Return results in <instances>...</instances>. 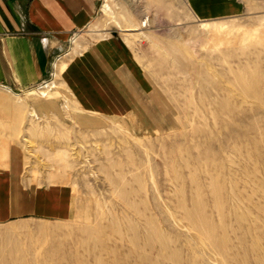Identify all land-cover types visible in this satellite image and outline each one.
I'll return each mask as SVG.
<instances>
[{
    "label": "rangeland",
    "instance_id": "obj_1",
    "mask_svg": "<svg viewBox=\"0 0 264 264\" xmlns=\"http://www.w3.org/2000/svg\"><path fill=\"white\" fill-rule=\"evenodd\" d=\"M240 1L207 19L187 0H101L51 59L48 96L42 83L0 85V166L15 158L24 182L74 192L69 219L1 224L0 264H264V0ZM201 20L231 26L205 32ZM112 35L154 93L139 120L85 127L63 73L81 46Z\"/></svg>",
    "mask_w": 264,
    "mask_h": 264
},
{
    "label": "crops",
    "instance_id": "obj_2",
    "mask_svg": "<svg viewBox=\"0 0 264 264\" xmlns=\"http://www.w3.org/2000/svg\"><path fill=\"white\" fill-rule=\"evenodd\" d=\"M100 1L0 0V85L25 92L46 81L51 59L76 44L79 33L93 22ZM187 2L197 16L207 19L243 9L240 0ZM81 47L63 73L79 121L92 127L102 118L139 120L154 87L133 47L121 35ZM8 164L0 166V225L26 217H71L74 192L69 184L26 183L18 161L13 158Z\"/></svg>",
    "mask_w": 264,
    "mask_h": 264
},
{
    "label": "bare ground",
    "instance_id": "obj_3",
    "mask_svg": "<svg viewBox=\"0 0 264 264\" xmlns=\"http://www.w3.org/2000/svg\"><path fill=\"white\" fill-rule=\"evenodd\" d=\"M111 7H110V4L109 2H106L104 4V10L108 11L110 10ZM201 24H202V31H205V32H214V31H223L225 29H228L229 26H231L230 24H227V23H222V24H219V25H214L212 26V24H210L211 22H214V20H201ZM142 25H147V22L145 20H142ZM139 26H137L136 24H132L130 27L126 28L125 30H139ZM140 31V30H139ZM135 36H139V37H142L143 36V33L140 31L139 33H137V35ZM129 43V42H128ZM67 62L64 61L63 59H61V62L60 64L58 63L59 67L62 66V65H65ZM55 67L57 68V63H55ZM63 69V66L62 68H60V70ZM252 84H255V83H252ZM252 84H248L247 87H251ZM58 86V84L55 82V80H49V81H44L37 89L40 91L41 95L43 96H48L49 93ZM255 87V86H254ZM5 98V97H4ZM7 98V97H6ZM1 101V100H0ZM6 101V100H5ZM10 101V100H9ZM31 115L34 116V117H39L36 113V111L34 109H31ZM47 115V114H46ZM53 115V114H52ZM125 119V118H124ZM126 126V125H125ZM69 219V218H68ZM63 221V219H62ZM48 228V227H47ZM52 228V227H51ZM53 229V228H52ZM225 237V236H224ZM252 237V236H250ZM262 237V236H261ZM260 239V238H259ZM215 241V240H214ZM252 242V241H251ZM214 243V242H213ZM216 244V243H214ZM219 244V243H218ZM263 244V243H262ZM221 245V244H220ZM219 245V246H220ZM259 245V244H258ZM215 246V245H214ZM226 246V245H224ZM248 246V245H247ZM216 247V246H215ZM251 247V246H250ZM217 248V247H216ZM215 248V249H216ZM253 251V250H252ZM225 252V251H224ZM223 252V253H224ZM237 252V251H236ZM242 252V251H241ZM261 252V251H260ZM245 253V251H244ZM225 254V253H224ZM253 255H256V254H253ZM225 257V255H224ZM238 257V256H237ZM240 258V257H239ZM263 258V257H262ZM232 259V258H231ZM243 259V258H242ZM230 261V260H229ZM220 264V263H219Z\"/></svg>",
    "mask_w": 264,
    "mask_h": 264
}]
</instances>
